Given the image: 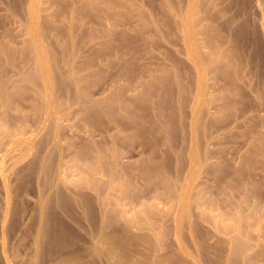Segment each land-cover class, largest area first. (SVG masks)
Listing matches in <instances>:
<instances>
[{
	"label": "bare ground",
	"instance_id": "bare-ground-1",
	"mask_svg": "<svg viewBox=\"0 0 264 264\" xmlns=\"http://www.w3.org/2000/svg\"><path fill=\"white\" fill-rule=\"evenodd\" d=\"M6 2L8 7L6 11L12 14L13 22L17 24V30L15 35V31L14 33L8 31L3 36L11 40L21 38L19 56H25V58L26 55L30 56L25 66H30L29 68L32 69L30 70L27 67L31 71H26L28 74L19 71L21 74L16 75L18 78L14 83L15 85L12 83L14 86H12V89L9 88V90L11 89L10 91L5 86L0 87V191L3 196L2 207L0 206V233L2 239L9 234L8 231L10 230L8 229L12 226L10 222L15 217L17 210L15 203L16 187L12 180L17 177L19 167L27 166L24 168H28L31 171L36 169L37 166V168L39 167L38 173L39 171L52 173L51 176L54 178V188L51 194V198L54 200L53 204L56 203L55 206L58 204V207L61 205L66 208L69 204V199H72L81 207L83 215L85 214L96 230L91 246L82 247L83 249H80V252L69 249L66 250L67 252L58 253L61 255H58L59 258L56 262L54 261V264H97L98 261V264H146L147 256L137 258L128 257L123 253L118 254L119 249L117 246L119 243H124L126 239L123 241V236L129 230L143 226L151 232V240L155 245L163 244L170 232V227L174 229V243L177 247V254L160 258L159 260L155 259V264H191L193 259L183 248V244L180 243L181 234L184 231H188V233L190 232L189 234L200 233L202 235L205 233L203 230L205 225L212 227L221 236L222 245L227 251L226 261L229 264L239 259L241 255L245 256L246 261L253 259L257 263L262 262L263 249L260 253L256 252V255L251 256L250 253L255 247L264 242V211L254 204V206L244 210L245 197L234 202L231 201L233 200L231 196H226L220 202L215 197H210L209 191L204 189L203 186L209 178H212L217 183L224 181L225 176L221 169L222 159H219V161L212 157L213 154L211 155L208 149L211 139L206 140V136L208 131L212 130L211 127L217 125L223 127L221 129L218 127L219 129L217 130L221 132V136L224 135V132L228 129L225 127L227 125H222L227 121V114L231 108L228 103L221 102L228 97V93L224 90H220L218 94L212 92V88H215L216 84L214 85L213 83L208 88L206 84L208 81L207 77L214 76L215 79L221 77L229 84H233L238 79H241V76L234 75L232 72L249 64L247 59L243 61L240 59L241 62L239 61V64H236L231 59L233 58L231 57L232 53L237 50L235 43L227 50L220 47H212L210 40L215 30L210 24L213 18L207 13L206 9L213 4L207 5L206 9L203 10V5L204 3L207 4L208 0H186L184 7H181L180 3L175 6L176 4H171L169 0H159L165 20L158 25L157 22L151 21L150 13L152 12L150 11L148 13L143 11V9L133 8L131 5L126 7L121 0L104 1L102 3L104 5L102 13L105 16L102 15V18L108 23L105 26H101L102 23H98L101 22L102 18H99V21L96 20L98 21L97 25L95 21V25L93 24L92 26L91 24L86 27L87 30L83 33L85 36L82 35L85 38L80 44L81 49L76 53H70L72 49L70 51V48H68L70 56L61 53V47H59V53L63 54V56H58L59 59L60 57L62 58V60H58L63 62L67 70L66 74L64 73L66 76H64L62 71H60L61 66L58 67V64H56L57 59H55L54 54L56 48L54 50L52 48L54 44L50 46L46 42L47 30L55 35L57 44L60 39L63 47L70 45L74 49L75 44L72 42L74 39L71 36L73 35L74 24L77 23H75V20L82 21V15L88 10V6H86L88 4L71 8L72 10L69 11L66 17L64 16L66 13L63 14V0H6ZM234 2L235 8L238 10L236 17V20L239 21L237 26L238 35L253 48L252 55L255 59V64L250 67L251 76L254 74L258 75L264 86V0H235ZM52 9L58 13H51ZM10 14L9 17L4 15L5 18L1 15L0 21H5L6 18L9 20ZM129 18L136 19L139 22L138 26L136 24L133 25L136 26L133 30L134 33L130 35L123 29L122 31L119 30L120 32L116 30L115 25L117 27L122 26L120 24L122 23L121 20L128 19L130 21ZM65 20L69 22V25H67L68 30L66 31L67 40L64 41V30H62L61 23ZM55 22L58 23L54 25ZM113 22L116 24H113ZM129 25L124 26L129 27ZM163 25H172L180 33L183 52L176 48L177 46L169 47L170 44H173L170 43L171 41L168 42L166 48H163L165 45L161 47L160 44L156 43L158 36L155 41V31L158 33L161 29L159 27ZM167 29L168 27H166ZM164 33L162 35H167ZM99 39L102 40L98 42ZM164 39L167 40L166 38ZM5 45L0 44V58H5L6 60V57H9V54H14L13 51L16 49H12L13 51L11 52L9 50L10 45ZM98 49L103 51V53H108L109 55L104 56L108 59L111 52L116 49L118 58L115 56L117 58L115 66L118 65L117 68H119L123 76L125 75L127 79L128 76L136 75V84L156 89H170L178 81L177 75L179 73L176 74V72H178L180 63L176 57L177 54H184L195 76L192 101L174 102L176 108L170 110L168 102H124L119 97V94L122 93L119 89L115 93L118 98H114L117 102L115 100L114 102H110L111 100L103 102L106 99L100 101L101 99L97 100V97L95 99V94L91 93L93 87H89L88 82L90 78L92 80L94 77L95 57H97L95 55L100 52ZM75 50L77 49L75 48ZM84 53L88 54L87 57H83ZM23 63L25 62L23 61ZM144 78L147 79L144 81ZM36 82L42 84L39 89L43 88L44 93L42 91L39 93V91L33 89L34 87L31 85ZM120 82L121 77H113L109 87L113 88ZM65 83L73 84L75 94L79 97V102H74L75 105H79L81 108L75 114L77 116L75 117L76 119L82 118L84 115V121L88 123L90 122L88 117L92 113L100 115L98 112L94 113L99 108L102 109L103 107L104 109L106 107L105 109H108L110 107L109 109L111 110L112 107H117L119 112L126 114V127L120 128L121 131L116 128L114 133L105 132L101 136V143L95 141L94 134L90 130L85 134L87 141L79 142L77 135L74 134L73 126L71 123H67L70 118L68 107L64 106L65 104L67 105V102L61 100L63 98L60 99V97L58 99L63 102L56 100V96L58 97L56 94L59 93L62 86H65ZM90 83L92 84V82ZM37 84L36 87H38ZM26 85H30L28 87L29 89L31 87V91L34 90V96L32 95L34 99L32 98L33 101H30L27 105V112H31V115L33 114L35 118H41L40 115L43 114L42 121L37 119L35 121L37 125L33 129L34 123L31 125L32 120L30 125L27 123L29 112L26 115V111H24L26 107L25 109H23L24 107L19 109V106H14L12 102H9L14 94L17 95L23 90L25 91L24 86ZM89 88L92 90L90 91ZM207 89L210 91H207ZM87 91L90 92L88 93ZM12 105L16 107V115L13 114L14 116H11L10 113ZM17 105L19 104L17 103ZM150 106L151 108L149 109L148 107ZM151 112L154 116L153 121L147 116V113L150 114ZM31 115H29V119ZM94 115L93 119L96 117ZM109 116L112 115L109 114ZM177 123L182 127L179 128L181 129L180 131L186 130L184 123L187 125L188 144L186 143L187 146L185 144L186 152H182L180 149L179 151L181 152L178 150L175 152L173 149L174 141L176 142L175 137L177 136L174 129ZM78 126L75 127L77 128ZM170 128H173V130H169ZM66 129L70 134L65 132ZM254 131L256 130L254 129ZM162 134L164 135L163 140H155V137ZM251 134L250 149L264 154V130L254 133L252 131ZM63 141L67 144V149L73 153L70 159H67L68 162L71 161V168L69 167V169L72 172H67L70 174L66 175H64L66 172L63 173V170L65 171L64 167H66L67 161H64L63 151L58 152L57 150V147ZM137 141H140L141 146L140 149L138 148L139 150L137 149L135 155L132 150L129 151L128 146ZM50 142L55 147L50 148ZM43 147L44 151L41 150L42 152L40 153L39 150ZM159 147H164L167 153L160 156ZM55 152H58L57 155ZM250 153L252 152L250 151ZM174 155L176 167L181 171H179L175 179L169 177L158 179V175L161 174L160 168H168V163ZM256 155L259 156L257 153ZM184 156L188 165H186V172L183 173ZM216 157L219 156L216 154ZM246 161L247 159L243 160V163ZM249 163L251 162L249 161ZM130 172H135L136 176L139 175L140 179L146 182V191L139 190L136 183L132 181L133 178L131 179ZM198 177L202 183L196 187L193 182ZM185 180H188V183L184 185L182 181ZM50 189H48V192H50ZM194 191L195 194L192 196ZM42 196L38 200L37 216L39 224L33 240L34 255H32L35 260L31 264L40 262L38 258L44 252L43 238L50 239L53 237L52 239H55V235L58 234L57 236L67 241L69 237L68 230L61 225L57 227V234L49 229L48 207L52 204V201L49 198L50 196ZM93 200L96 203L95 205H93ZM69 206L67 209L70 208ZM115 223H120L122 227L120 237L116 234L108 233V229ZM4 240L0 248V264H14V257L6 249ZM52 251L54 254V249ZM84 255H88V258ZM188 257L192 259L191 262L188 261L190 259ZM95 260L97 263H95ZM196 263L199 264L194 261L192 264Z\"/></svg>",
	"mask_w": 264,
	"mask_h": 264
},
{
	"label": "rangeland",
	"instance_id": "rangeland-1",
	"mask_svg": "<svg viewBox=\"0 0 264 264\" xmlns=\"http://www.w3.org/2000/svg\"><path fill=\"white\" fill-rule=\"evenodd\" d=\"M1 1H3L4 3ZM101 1L102 0H100V1L99 0L98 1L97 0H63V4H62L64 7L63 8V10H64L63 14L66 13L64 15L66 17L68 16L69 11H71L73 8L81 7V6L88 4V5H86V6H88L87 7L88 10H86V12L84 13L86 16L84 14H83L84 16L82 15V21L80 22L78 19H76L77 21L75 20V23L77 22L78 24L77 23L74 24L76 29H75V27H73L72 34L74 35V37L71 34L72 39H74L72 42L75 44V46H74V44H73V46L77 50H75V48L73 49V47L71 48L70 45L63 47L61 45L62 43H60L61 42L60 39L58 40L59 42L57 44L56 43L57 39L55 38V35L51 31L45 29L48 31L47 36H46V42L49 43L50 46L52 44H54V45H52V48H53V50L56 48V50H55L56 52L54 51V54L56 57L55 59H57L56 64H58L57 65L58 67L61 66V69L60 68H58V69H60V71H62L63 75L67 70H66V67L64 66L63 62H59V60H62L61 57L63 56L64 53H65V55L70 56L71 55L70 53H72V52L76 53L77 51H79V49H81L80 44L84 41L83 38H85V37H83V36H85V34H83V33H85L84 31L87 30L86 27H89V25H91V24H92V26H93V24L95 25L96 20H98L99 18L101 19L103 16H105L102 13V10L104 8V5L102 3L104 1L106 2L107 0H103L102 2ZM110 1H113V0H110ZM121 1L124 2V6H126V7L131 5V6H133V8L137 7V8L143 9V11H145V12H148V11L152 12L153 14L150 13L151 14L150 15L151 21H153L155 23L157 22L158 25L163 23V21L165 20V18L163 16L164 12L162 10V7L160 6L159 0H121ZM169 1L171 4L173 3V5L176 4L175 6H178V3H180L181 7H184L186 0H169ZM234 1L235 0H208V3L207 4L204 3L203 8H202L203 10H205L207 5L213 4L211 6H208L206 9L207 13L213 18V21L210 22V24L213 27V29L215 30V32L212 34V38L210 40L212 47H220L221 49L227 50L228 48H230L233 45V43H235L237 50L234 53H232L233 55L231 57H233V58H231V59H233V61H235L236 64H239V61L241 62V60L243 61L244 59H247V61L249 63L248 66H245L244 68L241 67L239 70L232 72V74H234V75L241 76V79H238V81H235L233 84H229L225 79H223L221 77H218L219 79H215L214 76H208L207 77L208 81L206 82V84H207L208 88H210V86L213 83H214V85L216 84L215 88L214 87L212 88V92H215L216 94H218L220 92V90H224L225 92L228 93V97L226 99H224V101H221V102L228 103V105H230L231 108L227 114V119H226L227 121H225L224 122L225 124L222 125V126L227 125L225 127L228 129L226 132H224V135L221 136V132L219 130H217V129H219V128L221 129L223 127H220L217 125V126L211 127L212 130H209L208 134L206 136V140L211 139L210 143L213 144L212 146H211V144L208 145V149H209L210 154L211 155L213 154L212 157H215L217 160L222 159L221 162L223 164H222L221 169H222V172L225 176L224 181L221 183L220 182L217 183L212 178H209V180H207L203 186H204V189L209 191L208 194L211 195L210 197H215L220 202H222V200L226 196H231L232 198L231 197L230 198L233 199L231 201H234V202L245 197L244 210L250 208L251 206L256 205V206H259V208L262 211H264V154L258 153V151L257 152L252 151L250 149L251 144L249 142V141H251L252 131L254 133L256 131L264 130V126H263L264 125V86H263L262 81L258 75L254 74L251 76L252 73L250 71V67H253L255 64V62H254L255 59L252 55L253 54V52H252L253 48L249 43H246L245 41H243L240 38V36L238 35L237 26L239 24V21L236 20L238 10L235 8L236 6H235ZM228 7H230V8L228 9ZM7 8L8 7H7L6 0H0V10H1L0 18L2 17L1 15H3L4 18H5V16L9 17L10 13H8V11H6ZM160 8H161V11H160ZM52 10L53 11H51V13H53V14L58 13V12L54 11V9H52ZM228 19H229V22H228ZM126 20L122 19L121 20L122 23H120V24H122V26L117 27V25H115L116 26L115 28L118 31L119 30L122 31V29H123V31L128 32V34L131 35V33H134L133 30L136 27L133 25L136 24L138 26L139 22H137L136 19L133 20V18H129L130 21H128V19H126ZM5 21L2 20V22L7 23V24H4L0 21V23H1L0 24V44L1 45L6 44L5 46H7V44L10 45L9 50H11V52L13 51L12 49H16V50L13 51L15 55L13 53L9 54V57H6V60H5V58L4 59L0 58V87L5 86V88H7L8 91H10L12 89V86L15 85L14 83L16 82V80L18 78L17 76L21 73H25L26 71H28L30 69L29 68L30 66H27L29 69L25 66L26 63L28 62V59L30 56L26 55V58H25V56L24 57L19 56L20 55L19 48L21 46L20 45L21 44L20 43L21 38L11 40V39H8V38L3 36L4 33L8 32V31H11L12 33H14V31H15V33H14V35H15L16 30H17L16 29L17 24L13 22L14 18L12 16V14H10L9 20H8V18H6ZM8 21H10V22H8ZM57 21H58V17H57ZM78 21L80 22V24ZM98 21H96V25H97ZM132 21H134V22H132ZM159 21H161V22H159ZM64 22L67 24H65ZM110 22H111V20H110ZM57 23L58 22H55L54 25ZM68 23L69 22L67 20H65L61 23L62 24V30H64L63 31L64 41L67 40L66 31L68 30V26H67V25H69ZM101 23H102L101 26H105L108 23V21H106L105 19L102 18L101 22L98 24H101ZM114 23L115 22H113V24ZM129 24H131V25H129ZM212 24H215V25H212ZM124 25H126V26L129 25V27H126ZM169 26L170 25L160 26L159 29L160 28L161 29L159 30V32L157 33L155 31V35H156V36L154 35L155 41H156L157 36H158V39H157L158 41L156 43L160 44L161 47H163L165 45L163 48H166L168 45V42L171 41L170 43H173V44H170L169 47H171V46L176 47L177 46L176 48H178L180 51L183 52L180 33L176 30V28H174V26L171 25L170 28H169ZM215 26H217L218 28ZM6 27H8V28H6ZM166 27H168L167 30H166ZM221 30H222V32H221ZM161 31H163V32H161ZM164 31L167 35H162V33H164ZM170 32H172V33H171V35L168 36V34ZM214 34H215V37H214ZM63 38H62V40H63ZM164 38H166L168 41L165 40ZM177 38H178V40H177ZM101 40L102 39H99L98 42H100ZM159 40L160 41L162 40L161 41L162 43ZM70 41H68V42H70ZM177 44L178 45L181 44V45L178 46ZM11 47H13V48H11ZM59 47H61V53H63V54L59 53L60 52ZM68 48H70V51L72 49V51L71 52L68 51L69 50ZM64 51H67V52H64ZM98 51H100V50L98 49ZM15 52H18V53H15ZM100 52H99L100 55L98 53H97V55H95L97 57H95V65L96 66L94 67V70H95L94 71V77L92 78V80L90 78V81L88 82L89 87H91V88L93 87L92 88L93 90L91 88H89V90L90 91L92 90L91 93L95 94V97H94L95 99L97 97V100L101 99L100 101H103L104 99H106L103 102H107L108 100L109 101L111 100L110 102H112V101L114 102V100H115V102H117L116 99H114V98H116V97L118 98V96H116L117 94H115V93H116L117 89H119L120 92H122L121 94H119V97L124 102H156V103L157 102H168V104H169L168 107L170 110L172 108L173 109L176 108L174 102H191L192 101V98H193L192 94L194 93V88H195V84H194L195 83L194 82L195 76H194V72H193L192 67H190V63L185 59L184 54H179V55L177 54V57H176V59L180 63L179 64L180 67L178 69V72H176V74L179 73L177 75L178 81L176 83H174L170 89H158V88L156 89L153 87L152 88H150V87L146 88L147 86H145V85H141V86H143V87H141L138 84H136L135 83V79H137L136 75L131 76V77L128 76V78L126 79L125 78L126 76L125 75L123 76V74L119 71V68H117L118 65L115 66V64L117 62L116 59L118 58L117 57L118 51H116V49H114L111 52L109 59L105 58L107 55H109L108 53H106V52L103 53V51H100ZM95 53H96V51H95ZM102 53H103V55H102ZM83 55H84L83 57H87L88 54L86 55L84 53ZM58 56H61L60 59ZM97 58H98L99 62H98V60H96ZM23 61L25 63H23ZM58 62L60 64L62 63V65H60ZM108 65H111V66H108ZM245 68H246V70H245ZM120 70H121V68H120ZM19 71L20 72L22 71V72L20 73ZM28 72H26V73L28 74ZM96 72H97V74H96ZM119 74H120V76H119ZM255 75H256V77H255ZM64 76H66V75H64ZM113 77L114 78L115 77H121V82L119 84H116L115 87L112 88L109 86H110V83H111V80L113 79ZM146 79L147 78H144V81ZM90 82H92V84ZM37 83L39 84V82H36L35 84L31 85L32 87H34L33 89L35 91H39V93H41V91H42V93H44L43 88H42L43 90L39 89V88H41L42 84H39L40 85L39 86ZM36 84L38 87H36ZM91 85H93V86H91ZM28 86H30V85L24 86L25 91L23 90L21 93H19L17 95L14 94L10 98L11 101H9V102H12L14 106L15 105L19 106V109H22V107H24L23 109H25V107H26V109L24 110V111H26L25 112L26 115L29 112V111L27 112V105L29 104L30 101H33L32 98L34 99V97H33L34 96V94H33L34 90L31 91V87L29 89ZM9 88H11V89L9 90ZM143 88H145V89H143ZM90 91H87V92L89 93ZM207 91H210V90L207 89ZM31 92H32V94H31ZM96 92H97V95H99V96L96 95ZM56 95H58V97L56 96V100L60 97V99L63 98L61 100H63L64 102H67V105L66 104L64 105V106H66V108L68 107L67 109H68V112L70 113V116H69L70 118L68 119L67 123H69V124L71 123V125L73 126L74 134L77 135L76 137H77V140H79V142H84V141L86 142L87 141V139H86L87 137H85V134H86V132H88L90 130L94 134L95 141L101 143L102 142L101 136L104 135L105 132L108 131L110 133H114L116 128L118 131H121L123 126L126 127V124H127L126 114L124 115V113L119 112L117 107L113 108L112 106H111L112 107L111 110L109 109L110 107L109 108L107 107L108 109H105L106 107H104V109H103V107H102V109L99 108L98 110H96L94 113L98 112V113H100V115L96 113L97 115L95 114L96 117H95V119H93L94 114L92 113L93 115L91 114L88 117L90 120V122H88V123H87V121L85 123L84 115L82 118L76 119L75 117H77V116H75V114L81 108L79 107V105L74 104V102H79V99H78L79 97H77L78 95L75 94L73 84H71V83L70 84L65 83V86L64 87L62 86L60 88L59 93H57ZM61 100L58 99V101H61ZM63 101H61V102H63ZM17 103L19 105H17ZM13 105L11 106V111H10L11 116L13 114L16 115V110H15L16 107H14ZM72 108H74V109H72ZM148 108L150 109L151 106ZM116 109L118 112L115 111ZM101 110L103 113L101 112ZM185 112H187V111H185ZM104 113H105V115H103ZM101 114H102V116H101ZM109 114L112 116H109ZM29 115H31V112H29V114L27 115L28 116V122L27 123H28V125H30V122L32 120L31 125H32V123H34L33 124L34 126L32 127V129H33L35 127V125H37V123L35 122V121H37V119L42 121L41 118H42L43 114L40 115L41 118H35V116L32 114L30 119H29ZM147 116L150 118L151 121H153L154 116H153L152 112L150 114L147 113ZM165 119H166V117H165ZM162 120H164V119H162ZM91 121H94V122H91ZM113 122H117V123H114L115 124L114 125ZM76 123H78V124L76 125ZM80 123H82V124H80ZM184 125L186 126L185 131L184 130L180 131L181 129H179V128H182V127H180L179 123H177V125L175 126L174 132H175V135L177 134V136L175 137L176 142L174 141V144H173V149L175 152H177V150L179 151V149L182 152H186L185 148L188 144V141H187L188 132H187L186 123H184ZM75 126H78L79 128L78 127L76 128ZM114 126H118V127H114ZM254 129L256 131H254ZM169 130H173V128H170ZM65 132H68L67 129ZM68 133H66V134H68ZM182 134H183V136H182ZM163 139H164L163 134L161 136L158 135V137H155V140H157V141L158 140L161 141ZM50 143H49L50 148L55 147V145L53 146V144L52 143L50 144ZM131 144H129V146H128L129 151L132 150L133 151L132 153L133 154L135 153V155H136L137 149L138 148L140 149V146H141L140 141L139 142L137 141V142H134ZM185 144H186V146H185ZM67 148H68V146L64 141L61 142V144H59V146L57 147L58 152L63 151L62 153L65 157L64 161H67L66 167H64L65 171L63 170V173L66 172L64 175L70 174L67 172H72L69 169V167L71 166V161L68 162V160L70 159V156L73 153L71 152V150H68ZM133 148H134V150H133ZM41 150L44 151V147L39 150L40 153L42 152ZM57 150H55V151H57ZM158 150H159L160 156H163L164 153H167L166 152L167 150L164 147H159ZM181 151H179V152H181ZM250 151L252 153H250ZM58 152H55L56 155ZM256 153L259 154V156L256 155ZM216 154L219 157H216ZM247 156H248V158H247ZM246 159H247V161L245 163H243V160H246ZM175 160L176 159H175V155H174L173 157H171V161H169V163H168L169 164L168 168H164V169L160 168L161 174L158 175V177H159L158 179H162V178H166V177H169L171 179H175L177 177V175L179 174V171H181V170H179L176 167ZM249 161L251 163H249ZM186 165H188V162H187L186 157L184 156V166H183L184 171H183V173L186 172ZM24 167H27V166H24ZM24 167H22V166L19 167V172H18L17 177L16 178L14 177L12 180L13 184H15L14 186L16 187L15 203L17 206V210H16L15 217L10 222V225H12V226L10 229H8L10 231H8L9 234L6 237H4L5 240L2 239V235L0 233V248H1V243H3V240H4V244H5L6 249L14 257L13 258L14 264H31L35 260V258L33 257V255H34L33 240L36 236L35 234L37 232L36 230H37V227L39 224V219L37 216V212H38V208H39L38 207V204H39L38 200L41 197H43L42 195H44L45 197L50 196L49 198L52 201L51 202L52 204L51 203H50L51 205L49 204L51 207L50 206L48 207L49 229L52 230L51 232H54L55 234H57L58 233L57 227H59L58 225H61L62 227H65L68 230L69 237H68L67 241L63 240L60 236H57L58 234L55 235L56 236L55 239H52L53 237L50 238L52 240H50L49 238H46V239L43 238L42 243H43L44 252L38 258V260L40 259V262L38 261V264H54V261L56 262L59 258L58 255H61L58 253L65 252L66 250H69V249L70 250L74 249L73 251L76 250L75 252H78V251L80 252L81 251L80 249H83L84 247L86 248L88 246H91L92 240L95 237L96 230L93 228L92 223L90 222V220H88V218L85 216V214L83 215V211H82L81 207L78 204H76V202L73 201L72 199L71 200L69 199V204L67 203L68 206L71 203V205L69 206L70 207L69 209H67L68 206H66V208L61 206V205L58 207V204H57V206H55L56 203L53 204L54 200L51 198V194L53 191L52 189L54 188V183H53L54 178L51 176L52 173L49 174L48 172L44 173L41 171H39V173H38L39 167L37 168V166H36V169H33L35 171L31 170L32 172L28 168L25 169ZM66 169H67V171H66ZM42 173H43V175H42ZM45 174H46V176H44ZM129 174L132 176L131 179L133 178L132 181H134L136 183L139 190H141V191L147 190L146 182H144V180L140 179L139 175L136 176L137 174H135V172H130ZM43 176H44V178H43ZM203 182H204V180H203ZM182 183H184V185H185V183H188V180L182 181ZM200 183H202V181L199 177L197 179H195L193 182V184H195L196 187ZM52 184H53V186H52ZM49 188H51L50 192H48ZM194 194H195V191L192 192V196ZM1 196H2V192L0 191V202H1L0 206L2 207L3 196H2V198H1ZM94 202L95 201L93 200V205L96 204ZM1 207H0V210H1ZM66 209H67V211H66ZM203 230L205 233L202 235L200 233L189 234L190 232L188 233V231H184L181 234L180 243L183 244V248L186 250V252L193 259L192 260L190 257H188V258H190V259H188V261L191 262V260H192L191 264L193 263V261L198 262L199 264H229V262L226 261L227 251H226L225 247L222 245L221 236L219 234H217V232H215L213 230V228L210 226L205 225V227H203ZM121 232H122V227H121L120 223H115L112 227H110L108 229V233L116 234L119 237L121 236ZM250 234H252V233H250ZM251 236H253V235H251ZM174 238H175L174 229L172 227H170V232H169L168 236L166 237L165 242L163 244L155 245L154 243H152V240H151L152 234L149 230H147L144 226L143 227H136L134 229L129 230L126 233V235L123 236V241L125 239L126 240L124 241V243H119V245H117L118 249H119L118 254L123 253V254H126L128 257H137V258L142 257V256H147L145 263L146 264H153L156 261L155 259L159 260L160 258H166V257H169L173 254H177L176 253L177 247L174 243ZM54 240H56V241H54ZM263 245H264V242L262 244H259L260 247L259 246L255 247L251 251L250 255L251 256L256 255V252L260 253L262 249L264 250ZM53 249L55 251L54 254L52 251ZM84 256L87 257L88 255H84ZM248 261H246L245 256L241 255L240 258L237 259L236 261H234L235 263L233 262L232 264H246V263L247 264H260V263L264 264V256H263L262 262H259V263H257L253 259L249 262ZM95 263H97L96 260H95ZM98 263H99V261H98Z\"/></svg>",
	"mask_w": 264,
	"mask_h": 264
}]
</instances>
